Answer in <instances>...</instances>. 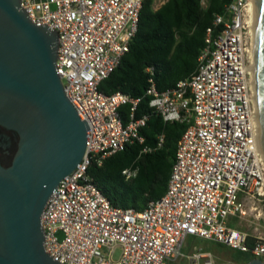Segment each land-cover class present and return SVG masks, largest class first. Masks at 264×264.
Listing matches in <instances>:
<instances>
[{"label": "built area", "instance_id": "1", "mask_svg": "<svg viewBox=\"0 0 264 264\" xmlns=\"http://www.w3.org/2000/svg\"><path fill=\"white\" fill-rule=\"evenodd\" d=\"M143 0H19L38 27L54 32L55 71L86 123L85 152L48 198L40 218L45 254L58 264H231L211 253L181 249L188 237L210 241L264 262V239L230 227L264 201L247 0H232L205 32L195 72L158 92L145 70L148 109L164 123L186 125L176 143L164 195L140 211L113 207L88 171L132 144L142 145L148 117L142 98L105 95L99 85L118 67L137 32ZM218 29V32H216ZM129 106L126 124L119 110ZM164 140L157 138L154 150ZM152 149L143 148L142 153ZM136 170L122 171L125 180ZM116 253L118 255L116 256Z\"/></svg>", "mask_w": 264, "mask_h": 264}, {"label": "water", "instance_id": "2", "mask_svg": "<svg viewBox=\"0 0 264 264\" xmlns=\"http://www.w3.org/2000/svg\"><path fill=\"white\" fill-rule=\"evenodd\" d=\"M256 18L264 143V0H256ZM56 41L29 21L19 0H0V126L19 137L10 166L0 167V264H58L44 252L40 218L58 183L81 162L87 125L55 71Z\"/></svg>", "mask_w": 264, "mask_h": 264}, {"label": "trees", "instance_id": "3", "mask_svg": "<svg viewBox=\"0 0 264 264\" xmlns=\"http://www.w3.org/2000/svg\"><path fill=\"white\" fill-rule=\"evenodd\" d=\"M231 1L166 0L154 8L155 0H143L137 32L128 52L99 85V91L105 95L119 92L134 99L142 98L136 117H148L140 130L144 139L142 145H129L104 160L100 167L92 164L88 171L113 207L140 211L148 202L164 195L176 143L186 129L184 124L164 123L148 109L149 99L143 97L148 87L145 70L153 68L158 92L171 90L178 82L188 79L195 72L201 50L205 48L206 29ZM119 112L126 124L129 106L121 107ZM159 136L163 137V146L154 150ZM145 147L152 151L142 153ZM129 168L136 170V175L125 180L122 171ZM251 259L253 257L244 254V264Z\"/></svg>", "mask_w": 264, "mask_h": 264}, {"label": "rangeland", "instance_id": "4", "mask_svg": "<svg viewBox=\"0 0 264 264\" xmlns=\"http://www.w3.org/2000/svg\"><path fill=\"white\" fill-rule=\"evenodd\" d=\"M164 2H166V0H155L154 8H158ZM252 208L253 209L250 211V205H248L246 208V216L238 219V222L236 219L230 218L229 225L234 228L238 225L242 232L264 239V201L256 204ZM193 248L211 253L218 261L229 262L231 264H244V254L231 250L227 247L217 245L213 242L193 237H188L185 240L181 253L183 255H190ZM117 255L118 253H116V256ZM180 264H183V262Z\"/></svg>", "mask_w": 264, "mask_h": 264}, {"label": "bare ground", "instance_id": "5", "mask_svg": "<svg viewBox=\"0 0 264 264\" xmlns=\"http://www.w3.org/2000/svg\"><path fill=\"white\" fill-rule=\"evenodd\" d=\"M247 13L249 15L248 27H249V37L250 46L248 49L249 54V70L252 74L253 80V90L255 99V108L257 115L258 131H259V145L261 153L264 154V143H262V133H261V120L260 111L258 103V92H257V18H256V0H247Z\"/></svg>", "mask_w": 264, "mask_h": 264}, {"label": "flooded vegetation", "instance_id": "6", "mask_svg": "<svg viewBox=\"0 0 264 264\" xmlns=\"http://www.w3.org/2000/svg\"><path fill=\"white\" fill-rule=\"evenodd\" d=\"M19 142L18 134L0 126V167L10 166Z\"/></svg>", "mask_w": 264, "mask_h": 264}]
</instances>
